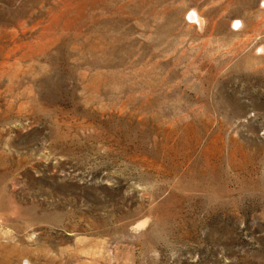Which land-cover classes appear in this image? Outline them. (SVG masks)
I'll return each mask as SVG.
<instances>
[{
	"label": "rangeland",
	"instance_id": "374dc122",
	"mask_svg": "<svg viewBox=\"0 0 264 264\" xmlns=\"http://www.w3.org/2000/svg\"><path fill=\"white\" fill-rule=\"evenodd\" d=\"M0 264H264V0H0Z\"/></svg>",
	"mask_w": 264,
	"mask_h": 264
}]
</instances>
